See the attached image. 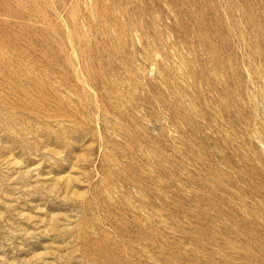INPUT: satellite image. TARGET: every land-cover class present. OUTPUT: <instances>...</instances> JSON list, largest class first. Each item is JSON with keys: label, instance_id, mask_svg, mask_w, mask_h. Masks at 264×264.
Returning a JSON list of instances; mask_svg holds the SVG:
<instances>
[{"label": "rangeland", "instance_id": "obj_1", "mask_svg": "<svg viewBox=\"0 0 264 264\" xmlns=\"http://www.w3.org/2000/svg\"><path fill=\"white\" fill-rule=\"evenodd\" d=\"M0 264H264V0H0Z\"/></svg>", "mask_w": 264, "mask_h": 264}]
</instances>
